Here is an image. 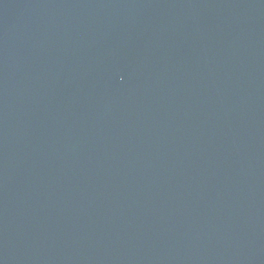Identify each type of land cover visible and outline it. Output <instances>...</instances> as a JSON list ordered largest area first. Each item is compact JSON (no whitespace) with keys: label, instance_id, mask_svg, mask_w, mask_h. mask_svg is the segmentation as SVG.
Wrapping results in <instances>:
<instances>
[{"label":"water","instance_id":"water-1","mask_svg":"<svg viewBox=\"0 0 264 264\" xmlns=\"http://www.w3.org/2000/svg\"><path fill=\"white\" fill-rule=\"evenodd\" d=\"M0 264H264V0H0Z\"/></svg>","mask_w":264,"mask_h":264}]
</instances>
